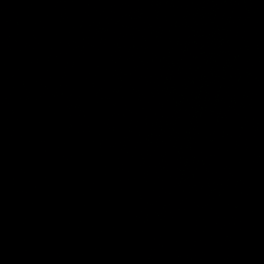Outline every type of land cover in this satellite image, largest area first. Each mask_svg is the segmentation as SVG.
<instances>
[{
    "label": "water",
    "instance_id": "water-1",
    "mask_svg": "<svg viewBox=\"0 0 264 264\" xmlns=\"http://www.w3.org/2000/svg\"><path fill=\"white\" fill-rule=\"evenodd\" d=\"M0 264H264V0H0Z\"/></svg>",
    "mask_w": 264,
    "mask_h": 264
}]
</instances>
